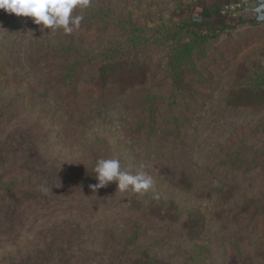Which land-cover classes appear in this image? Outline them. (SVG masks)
<instances>
[{"label":"rangeland","instance_id":"374dc122","mask_svg":"<svg viewBox=\"0 0 264 264\" xmlns=\"http://www.w3.org/2000/svg\"><path fill=\"white\" fill-rule=\"evenodd\" d=\"M195 1L90 4L154 35ZM32 19L0 9V264H264V25L240 22L207 44L144 130L143 93L167 92L175 43L150 52L144 78L70 88L52 48L67 37L96 47L116 31L65 35ZM100 158L142 169L152 188L94 192L85 173Z\"/></svg>","mask_w":264,"mask_h":264},{"label":"trees","instance_id":"16d2710c","mask_svg":"<svg viewBox=\"0 0 264 264\" xmlns=\"http://www.w3.org/2000/svg\"><path fill=\"white\" fill-rule=\"evenodd\" d=\"M187 9V5L181 10ZM74 15H83L80 26L95 25L104 30H115L116 34L107 42H99L94 47L85 45L83 38L67 37L51 50L53 57L64 61L59 73V81L65 86L75 88L80 79L88 82H107L122 71H128L135 77L144 78L146 61L150 52L165 43H175L170 47L165 73L169 88L167 92L155 94L152 91L143 93L142 112L144 130H152L156 124L158 100L161 95H172L181 86L183 76L187 70L198 73L199 65L206 57L205 52L210 42L219 38L220 34L234 30L240 22L223 24L221 28H210L204 17L192 14L171 30L160 28L154 35L146 33L133 20L122 19L113 11L108 14L104 8L93 7L92 4L84 10H74ZM94 21V22H93ZM185 31V35L182 33ZM208 44V45H207ZM53 51V52H52ZM89 69L88 71H86ZM86 71V72H85ZM264 80V79H263ZM264 84V81L261 82ZM90 170L85 175L94 176Z\"/></svg>","mask_w":264,"mask_h":264},{"label":"clouds","instance_id":"9594fccd","mask_svg":"<svg viewBox=\"0 0 264 264\" xmlns=\"http://www.w3.org/2000/svg\"><path fill=\"white\" fill-rule=\"evenodd\" d=\"M90 6V0H0V9L16 16L31 17L32 22L51 32L72 34L79 29L83 15H74V10H84ZM98 183L90 185L95 192L111 182L118 184L119 192L138 195L147 193L153 186V178L142 169L134 173L123 171L118 158H100L94 167ZM47 189H45V192Z\"/></svg>","mask_w":264,"mask_h":264},{"label":"crops","instance_id":"0c3cea01","mask_svg":"<svg viewBox=\"0 0 264 264\" xmlns=\"http://www.w3.org/2000/svg\"><path fill=\"white\" fill-rule=\"evenodd\" d=\"M241 0H212L211 4L195 1L194 4H187L184 14L190 18L192 14L204 17L205 23L210 28H221L223 24L241 22V19L231 17L225 8L240 3Z\"/></svg>","mask_w":264,"mask_h":264},{"label":"water","instance_id":"95a60500","mask_svg":"<svg viewBox=\"0 0 264 264\" xmlns=\"http://www.w3.org/2000/svg\"><path fill=\"white\" fill-rule=\"evenodd\" d=\"M233 18L250 26L264 25V0H241L240 3L225 8Z\"/></svg>","mask_w":264,"mask_h":264}]
</instances>
